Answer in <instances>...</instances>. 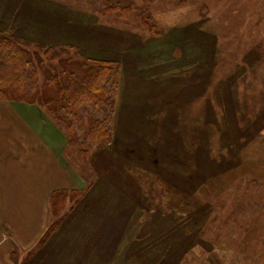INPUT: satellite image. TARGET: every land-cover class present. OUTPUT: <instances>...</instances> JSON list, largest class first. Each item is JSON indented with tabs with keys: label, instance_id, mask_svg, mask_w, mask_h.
Wrapping results in <instances>:
<instances>
[{
	"label": "rangeland",
	"instance_id": "1",
	"mask_svg": "<svg viewBox=\"0 0 264 264\" xmlns=\"http://www.w3.org/2000/svg\"><path fill=\"white\" fill-rule=\"evenodd\" d=\"M0 26L45 71L121 63L111 142L43 108L69 187L21 264H264V0H0Z\"/></svg>",
	"mask_w": 264,
	"mask_h": 264
},
{
	"label": "crops",
	"instance_id": "2",
	"mask_svg": "<svg viewBox=\"0 0 264 264\" xmlns=\"http://www.w3.org/2000/svg\"><path fill=\"white\" fill-rule=\"evenodd\" d=\"M49 125L41 106L0 101V264L40 258L33 250L48 233L49 195L69 187L55 161L50 169L61 175H49Z\"/></svg>",
	"mask_w": 264,
	"mask_h": 264
},
{
	"label": "trees",
	"instance_id": "3",
	"mask_svg": "<svg viewBox=\"0 0 264 264\" xmlns=\"http://www.w3.org/2000/svg\"><path fill=\"white\" fill-rule=\"evenodd\" d=\"M117 6L115 9L122 8ZM19 38L10 27L0 28V101L19 100L42 108L45 106L48 114L55 115L53 121L73 136L85 120L87 106L92 105L94 110L102 111L104 117L91 119L85 138L104 144L111 142L113 128L110 120L116 109L114 98L120 78V61L95 59L96 62L86 61L83 65L74 61L63 64L62 70L45 71V61L39 52L30 51L28 44ZM40 47L48 56L55 52L54 45L46 43ZM40 68L46 74V84L54 85L51 92H43L38 84Z\"/></svg>",
	"mask_w": 264,
	"mask_h": 264
}]
</instances>
